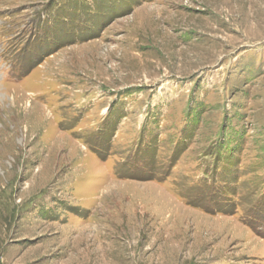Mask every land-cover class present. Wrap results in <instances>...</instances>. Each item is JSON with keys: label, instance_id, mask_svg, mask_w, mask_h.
<instances>
[{"label": "rangeland", "instance_id": "obj_1", "mask_svg": "<svg viewBox=\"0 0 264 264\" xmlns=\"http://www.w3.org/2000/svg\"><path fill=\"white\" fill-rule=\"evenodd\" d=\"M248 1L0 0V264H264Z\"/></svg>", "mask_w": 264, "mask_h": 264}, {"label": "bare ground", "instance_id": "obj_2", "mask_svg": "<svg viewBox=\"0 0 264 264\" xmlns=\"http://www.w3.org/2000/svg\"><path fill=\"white\" fill-rule=\"evenodd\" d=\"M235 5L233 6V8H232V10H230V11H228V14H227V17L229 18V22H232L233 20L234 21H237V19H232L233 18V13L235 12V10L238 8V10H236V12L238 11V16L241 18V13L243 12V10L244 9H247V12H243V14H242V18L240 19V21L241 22H248L249 21V19H250V17H249V15H248V13H249V11H251V10H248V8L246 7L247 5H248V3L250 4V2L247 0V2H244V0H235ZM231 5V4H230ZM251 5V4H250ZM250 8H251V6H249ZM190 17H188V18H186V20L188 21V22H190V21H192V20H194V19H189ZM210 19H213V20H215V21H217V22H219L220 21V17L218 16V14H216V13H211V16L209 17ZM208 19H205V21H207ZM184 27L185 28H188L187 30H183V32L181 33V37L182 36H186L187 35V33H188V31H192V30H194V29H191L192 27L189 25V24H187V22L186 23H184ZM175 39V38H174ZM171 46H173V47H176V46H178V44H171ZM187 51L186 50H180V51H175V53L174 54H178V55H180V54H184L185 55V59L187 58V59H190V58H192V54L191 55H189V54H187L186 53ZM138 57V56H137Z\"/></svg>", "mask_w": 264, "mask_h": 264}]
</instances>
